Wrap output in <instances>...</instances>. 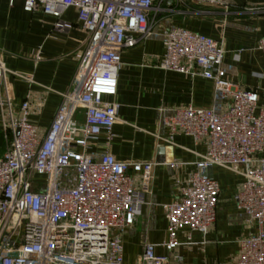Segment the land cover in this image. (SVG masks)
I'll return each instance as SVG.
<instances>
[{
  "label": "built area",
  "instance_id": "2783aa9c",
  "mask_svg": "<svg viewBox=\"0 0 264 264\" xmlns=\"http://www.w3.org/2000/svg\"><path fill=\"white\" fill-rule=\"evenodd\" d=\"M224 7L225 0H176ZM154 0H23L27 13L42 12L58 20L75 9L86 34L78 71L46 134L30 120V101L18 120L4 127L6 150L0 155V264H128L123 234L141 215L150 192L154 163H123L108 147L119 120L117 94L121 53L153 36L149 16ZM165 55L160 68L211 80L221 111L178 108L161 119L166 142L186 136L207 151L196 171L180 185L178 197L164 206L167 255L146 243L135 264L181 262L174 252L182 230L207 235L217 219L220 184L208 169L220 167L242 178L234 196L238 211L256 233L239 242L234 264H264V105L256 91L223 77L225 52L220 42L180 27L161 34ZM258 49L264 54V38ZM0 61V107L13 105ZM3 92V93H2ZM83 119L79 120L78 115ZM104 137L99 158L89 154ZM136 175L140 176L138 181ZM189 240L191 237L189 235Z\"/></svg>",
  "mask_w": 264,
  "mask_h": 264
},
{
  "label": "crops",
  "instance_id": "0c3cea01",
  "mask_svg": "<svg viewBox=\"0 0 264 264\" xmlns=\"http://www.w3.org/2000/svg\"><path fill=\"white\" fill-rule=\"evenodd\" d=\"M154 1L149 16L153 36L121 53L117 94L105 98L120 105L110 153L123 163L155 164L147 204L123 234L128 264L137 263L146 243L156 245V255L168 254L164 248L168 241L164 206L178 197L180 185L196 171V163L207 151L206 144L196 145L183 135L166 142L169 130L161 124L162 117L188 106L218 112L224 108L211 80L160 68L165 55L160 34L180 27L220 42L225 52L224 79L256 91L264 105V54L258 49L264 38V0H225L224 7ZM61 22L67 28L58 29V20L42 12H25L23 0H0V61L13 72L7 75L6 90L12 111L0 107V155L6 150L4 127L19 119L24 102L30 101L31 122L46 134L62 94L73 83L86 34L75 9L65 12ZM78 118L82 120L83 115ZM105 148L106 140L101 137L92 143L89 154L99 158ZM210 172L221 189L216 222L207 235L180 231L181 246L174 255L181 262L171 260L169 264H234L239 242L258 231L257 226L245 223L234 201L242 178L216 166ZM136 177L140 181V176Z\"/></svg>",
  "mask_w": 264,
  "mask_h": 264
},
{
  "label": "water",
  "instance_id": "95a60500",
  "mask_svg": "<svg viewBox=\"0 0 264 264\" xmlns=\"http://www.w3.org/2000/svg\"><path fill=\"white\" fill-rule=\"evenodd\" d=\"M210 171H211V169H208L207 173H209V174H210V173H211Z\"/></svg>",
  "mask_w": 264,
  "mask_h": 264
}]
</instances>
